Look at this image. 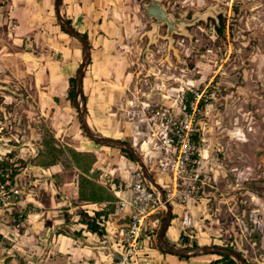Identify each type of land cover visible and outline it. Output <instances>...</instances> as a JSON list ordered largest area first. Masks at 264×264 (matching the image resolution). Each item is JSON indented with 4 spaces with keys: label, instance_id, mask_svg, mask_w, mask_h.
<instances>
[{
    "label": "rangeland",
    "instance_id": "374dc122",
    "mask_svg": "<svg viewBox=\"0 0 264 264\" xmlns=\"http://www.w3.org/2000/svg\"><path fill=\"white\" fill-rule=\"evenodd\" d=\"M9 1L0 0V51L29 55L8 67L0 58V86L7 88L0 90V173L19 190L10 198L14 204L0 202V264H31L29 249L13 234L25 236L26 214L52 210V200L62 195L75 198L81 172L67 150L92 158L87 177L116 198L114 215L104 224L115 239L124 222L118 197H127L139 169L122 150L91 141L67 100L68 79L75 78L83 54L80 43L66 35L68 51L61 58L49 47L40 27L45 23L37 25L44 39L37 29L19 35L20 21ZM143 1L112 0L94 10L101 17L95 16L90 31L99 23L106 33L86 34L91 57L83 94L89 127L141 154L169 198L175 217L170 227H182L197 246L230 248L248 264H264V0H163L175 16L209 8L224 17L222 35L216 22H208L185 34L171 33L172 39L161 25L149 38L152 26ZM54 7L55 0L51 22L59 27ZM18 37L23 41L15 45ZM188 94L202 95L206 102L194 114L196 165L174 191L156 166L163 151L151 136H160L167 119L182 118ZM51 160L54 168L40 167ZM157 219L147 233L154 248L164 212ZM59 230L70 232L64 225Z\"/></svg>",
    "mask_w": 264,
    "mask_h": 264
},
{
    "label": "crops",
    "instance_id": "0c3cea01",
    "mask_svg": "<svg viewBox=\"0 0 264 264\" xmlns=\"http://www.w3.org/2000/svg\"><path fill=\"white\" fill-rule=\"evenodd\" d=\"M51 1L53 0H10L9 6L12 9L11 13L14 16H17L20 21V26L18 27L19 35L23 36L27 31L32 33L34 29L38 30L37 25L45 23L40 27L44 28L46 31L44 34L46 39L49 40V47L57 51V53H61L60 57L63 58L65 57V53L68 51V48L63 46L67 36L61 31L60 27L52 25L50 13ZM107 1L112 3V0H62V11L65 14V18L71 21V26L77 32L82 34L91 33L96 36L99 31L106 33V30H102L99 23H97L96 25H92L94 31H90L89 26L92 24L95 16L97 20L101 17L100 13L98 11L94 13V10L102 7L103 3H107ZM104 6L105 5H103V7ZM56 28H58V31ZM37 35L38 37H43L44 39V36H41V32L39 30ZM21 41H23V38L18 37V39H15L13 43L15 45H19V43H22ZM28 55L29 53L26 51H16L10 54L4 53L2 50L0 51V58H5L6 62L4 63V66L6 67L15 66L11 63L16 64L17 57L26 58ZM13 70L14 68H12V71ZM43 71L45 74L46 70ZM48 71L51 77L55 76V72L53 73L50 68H48ZM42 78L43 72L40 71L39 76L37 75V81L40 82ZM4 138L5 137H3V139ZM6 140H8V138H6ZM7 150L12 151L10 149ZM51 168H54V166ZM116 194L118 195V193ZM73 199L76 200V197H71L70 200L69 196L62 195L61 200H52V210L45 211L36 209L33 212L26 214L24 219L25 236L21 238L17 233H14L13 236L15 241H23L25 248L29 249L28 252L30 255L27 256L29 259L28 263L48 264V262H52L54 264H120L114 259V254H121L120 248L118 249L115 246L118 238L115 239L112 237L107 228H105L106 236L98 238L97 236L91 235L83 230V226L75 224L77 221L75 209L81 208L92 215L94 211L102 210L105 207V204H87L74 207L71 203ZM65 212L71 215L69 224L64 223L63 214ZM63 225L70 231L69 233H65V236L58 234L60 227ZM171 227H168L165 232V236L167 235L168 239L176 242L174 246L180 248L186 247L181 245L180 242V234H183L182 227L179 228L177 226L175 228L173 226L172 229H170ZM81 229V237L74 238L72 235L73 232ZM168 231L170 232L168 233ZM187 236L190 239L188 247H191V244L194 243L192 241L194 238L190 235ZM150 238L151 236L144 237L139 242L136 249V255H133L131 259L129 258L126 264H210L211 262V260L206 257H187L189 258L188 260H180L177 256L167 253L163 254L158 247L154 248L152 246ZM166 241L168 243L171 242L168 240ZM170 244L173 245V242ZM33 250L34 252H32ZM33 256L35 258H33ZM32 259H34V262H31Z\"/></svg>",
    "mask_w": 264,
    "mask_h": 264
},
{
    "label": "built area",
    "instance_id": "2783aa9c",
    "mask_svg": "<svg viewBox=\"0 0 264 264\" xmlns=\"http://www.w3.org/2000/svg\"><path fill=\"white\" fill-rule=\"evenodd\" d=\"M203 100L202 95L193 96L190 104L191 112L183 114L180 119L169 118L163 124V128L158 134H153L151 139L160 141L163 154L156 160V166L161 174L168 178L174 191L180 186V181L185 179V175L194 169L196 165L197 150L193 141L196 134L194 114L198 110V103ZM151 139L149 141H151ZM0 202L4 206H10V198H17L19 190L12 188V180L0 173ZM185 184V182H184ZM126 198H119L118 210L124 212V222L118 227V241L116 248H120V264L127 263L129 258L136 255L139 242L147 237L148 230L156 226L160 213L164 212L163 204L144 181L141 173L135 171L128 186ZM167 202L169 201L165 194ZM169 197V196H168Z\"/></svg>",
    "mask_w": 264,
    "mask_h": 264
},
{
    "label": "water",
    "instance_id": "95a60500",
    "mask_svg": "<svg viewBox=\"0 0 264 264\" xmlns=\"http://www.w3.org/2000/svg\"><path fill=\"white\" fill-rule=\"evenodd\" d=\"M153 2H157L156 0H152ZM55 15L58 22V25L61 31L68 35L69 37L73 38L74 40L78 41L82 47V58L79 64V67L76 71V75L74 78V90H75V105L76 110L78 112L79 120L82 126L83 131L88 136V138L96 144L117 148L122 151L129 153L132 157L133 162L138 166L139 172L141 173L144 181L147 183L151 191L155 193V195L159 198L160 202L163 204L164 209V219L161 224L158 237H157V247L160 251L171 254L173 256H181V257H194V256H201V255H210V254H219L229 257L235 264H248L243 257H241L238 253L226 249L221 248L218 246H197V247H177L170 243H168L164 239L165 232L168 229V226L171 222V213L172 209L167 202L166 196L164 191L161 189L157 181L151 176L147 165L145 164L142 156L138 153L131 145L120 141L115 140L108 137H103L99 134H96L92 131L88 124L87 114H86V103L83 94V78L84 72L87 64L90 61L91 56V49L90 44L87 38L83 37L82 34L78 33L71 25H69L66 20L63 18L62 12V0H55ZM148 13L151 14L152 12L148 10ZM156 14V23L152 25L151 32L148 33L149 38L151 34L156 31L159 25H164L165 23L168 25V31L170 33H177V34H185L180 26L179 29L173 27L171 22L167 21L163 13L160 11L154 10ZM0 90H7L6 87L0 86ZM114 259L118 262L122 261V257L120 254H114Z\"/></svg>",
    "mask_w": 264,
    "mask_h": 264
},
{
    "label": "trees",
    "instance_id": "16d2710c",
    "mask_svg": "<svg viewBox=\"0 0 264 264\" xmlns=\"http://www.w3.org/2000/svg\"><path fill=\"white\" fill-rule=\"evenodd\" d=\"M66 22L70 25L71 21L66 20ZM224 29V19L217 27V33L219 35L223 34ZM83 37L87 38L85 34H83ZM74 78L68 79V91H67V100L71 103V105L75 108V86H74ZM188 100L185 104V111L187 113L191 112L190 103L193 101V96L188 94ZM204 107V101L201 100L198 103V109H202ZM193 141L196 144L199 142L198 135L195 134L193 137ZM45 146L47 148H51L52 150H55V148H52L50 144L45 142ZM69 153V156L73 160V162L76 165V168L81 172V174L78 175V183H77V192H76V203L73 202L74 207H78L81 205H87V204H105V207L100 211H94L92 215H90L86 210H83L81 208L76 209L75 215L77 217V221L75 222L76 225H81L84 227L83 230L90 233L91 235H95L98 238H103L106 236V230H105V222L110 219L111 215H114V203H116V198L110 194L106 189L102 188L101 186H97L94 182L89 180L88 173L90 171L92 158H90L86 154H81L79 152H74L73 150H67ZM52 152V151H51ZM123 154L126 155V157L133 162L132 157L129 153L122 151ZM196 160V156L194 157ZM55 165V162L53 160L46 163V165H40V167H52ZM2 179L0 178V181ZM114 217V216H113ZM71 215L65 212L63 214V220L65 224L70 223ZM157 218V217H156ZM175 219L174 216H171V221ZM157 225V224H156ZM169 227V226H168ZM82 229L79 231L73 232L74 238L81 237ZM148 233V232H147ZM58 234L60 235H66L64 231L59 230ZM164 239H166V236L164 235ZM180 242L181 245H184L186 247L189 246L190 240L188 237H186L184 234H180ZM191 247H197L196 243H192ZM230 249V248H229ZM164 254V252H162ZM215 255L218 260L211 261L210 264H235L229 257L219 254H210V255H202V256H195L193 258H199V257H209ZM180 260H188L187 257H181L177 256ZM118 262V261H117Z\"/></svg>",
    "mask_w": 264,
    "mask_h": 264
},
{
    "label": "flooded vegetation",
    "instance_id": "af4514ba",
    "mask_svg": "<svg viewBox=\"0 0 264 264\" xmlns=\"http://www.w3.org/2000/svg\"><path fill=\"white\" fill-rule=\"evenodd\" d=\"M156 1L157 2H153L152 0H145L141 3L144 9L145 15L149 19L150 26L156 23V14L153 13L154 10L162 12L164 18L167 21L171 22L173 27H176L179 29V27L181 26L183 31L192 30L193 28H197L199 24H205L208 22H214V23L216 22V24L219 26L221 25L224 19L221 13H217V11L213 9H209V8H207L206 10L202 12H195V11L190 12L189 11V12H185L183 14L175 16V14L169 12L166 4L163 3V0H156ZM148 10H150L152 13L149 14ZM65 20H68V19L65 18ZM160 27H163L166 30V37H168V39H172L173 35H171V33L168 31V25L165 23L164 25H161L158 28Z\"/></svg>",
    "mask_w": 264,
    "mask_h": 264
},
{
    "label": "bare ground",
    "instance_id": "6f19581e",
    "mask_svg": "<svg viewBox=\"0 0 264 264\" xmlns=\"http://www.w3.org/2000/svg\"><path fill=\"white\" fill-rule=\"evenodd\" d=\"M124 264H126V263H124Z\"/></svg>",
    "mask_w": 264,
    "mask_h": 264
}]
</instances>
